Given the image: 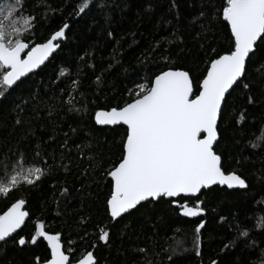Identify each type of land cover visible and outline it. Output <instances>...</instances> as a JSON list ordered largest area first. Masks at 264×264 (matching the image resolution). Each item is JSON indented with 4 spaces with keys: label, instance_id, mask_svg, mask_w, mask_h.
<instances>
[{
    "label": "trees",
    "instance_id": "16d2710c",
    "mask_svg": "<svg viewBox=\"0 0 264 264\" xmlns=\"http://www.w3.org/2000/svg\"><path fill=\"white\" fill-rule=\"evenodd\" d=\"M230 1L0 0L10 49L46 43L69 25L52 60L15 88L3 84L0 64V219L17 201L30 216L0 247V264L49 261L40 228L59 236L71 263L94 250L96 264H264V35L226 97L214 147L246 188L161 198L113 220L110 173L128 130L95 122L169 70L187 72L198 96L212 62L235 51Z\"/></svg>",
    "mask_w": 264,
    "mask_h": 264
},
{
    "label": "water",
    "instance_id": "95a60500",
    "mask_svg": "<svg viewBox=\"0 0 264 264\" xmlns=\"http://www.w3.org/2000/svg\"><path fill=\"white\" fill-rule=\"evenodd\" d=\"M224 19L235 51L212 62L198 96L187 72L169 70L157 76L140 99L120 110L96 114L99 127L124 126L128 130L124 159L110 173L113 194L108 208L113 220L161 198H197L216 186L246 188L237 174L224 172L214 147L226 97L242 80L264 35V0H231ZM68 28L64 26L48 42L34 47L19 43L10 49L0 42V63L8 70L4 85L13 89L44 68L60 50ZM29 218L23 201L6 210L0 219V247L17 236ZM40 237L51 253L44 264H96L94 250L71 263L58 235L42 231Z\"/></svg>",
    "mask_w": 264,
    "mask_h": 264
},
{
    "label": "rangeland",
    "instance_id": "374dc122",
    "mask_svg": "<svg viewBox=\"0 0 264 264\" xmlns=\"http://www.w3.org/2000/svg\"><path fill=\"white\" fill-rule=\"evenodd\" d=\"M1 36H2V35H1V33H0V41H1V39H2ZM2 42H3V41H2ZM14 47H15V46H14ZM14 47H13V48H14ZM11 49H12V48H11ZM198 210H199V209H197V208L185 207L183 213L186 214V215H190V216H192V215H195V214L198 212ZM42 231H43V229L40 228V229H39V234H41Z\"/></svg>",
    "mask_w": 264,
    "mask_h": 264
},
{
    "label": "bare ground",
    "instance_id": "6f19581e",
    "mask_svg": "<svg viewBox=\"0 0 264 264\" xmlns=\"http://www.w3.org/2000/svg\"><path fill=\"white\" fill-rule=\"evenodd\" d=\"M56 33H57V32H56ZM49 40H50V39H49ZM49 40H48V41H49ZM48 41H47V42H48ZM0 42H2V41H0ZM3 43H4V42H3ZM21 43H26V42H21ZM26 44H28V43H26ZM43 44H44V43H43ZM17 45H18V44H17ZM29 45H30V44H29ZM30 47H31V46H30ZM0 64H1V63H0ZM1 65H2V64H1ZM5 70H6V69H5ZM6 74H7V73H6ZM3 80H4V79H3ZM3 84H4V83H3ZM6 87H7V86H6ZM108 203H109V202H108ZM138 207H139V206H138ZM138 207H137V208H138ZM137 208H136V209H137ZM136 209H135V210H136Z\"/></svg>",
    "mask_w": 264,
    "mask_h": 264
}]
</instances>
